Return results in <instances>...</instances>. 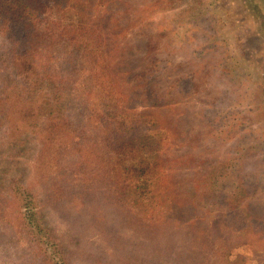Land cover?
Instances as JSON below:
<instances>
[{"label": "rangeland", "instance_id": "obj_1", "mask_svg": "<svg viewBox=\"0 0 264 264\" xmlns=\"http://www.w3.org/2000/svg\"><path fill=\"white\" fill-rule=\"evenodd\" d=\"M82 5L92 20L109 21V61L124 91L136 93V110L155 109L140 104L148 103L144 74L156 64L152 93L168 99L161 116L173 126L168 156L176 215L149 226L120 200L110 173L52 171L36 134L16 139L20 130L0 126V264H264V0ZM8 46L0 36V75ZM68 107L88 125L91 110L79 98ZM100 148L106 155L105 145ZM219 164L221 171L256 177L252 195L241 191L236 198L240 221L212 196L204 200L202 189ZM23 186L38 193L44 222L59 240L62 252L52 261L37 242L43 232L24 222L27 203L15 195Z\"/></svg>", "mask_w": 264, "mask_h": 264}, {"label": "trees", "instance_id": "obj_2", "mask_svg": "<svg viewBox=\"0 0 264 264\" xmlns=\"http://www.w3.org/2000/svg\"><path fill=\"white\" fill-rule=\"evenodd\" d=\"M82 4L83 0H0V36L9 45L8 65L0 75V126L20 130L16 139L36 134L52 171L62 168L74 176L110 173L120 200L152 226L176 215L178 201L168 156L174 146L173 126L161 116L168 99L152 93L157 81L154 62L146 70L148 76L144 74L148 103L140 105L155 109L132 108L136 93L124 91L117 68L109 61L104 35L109 21L92 20ZM78 98L91 110L84 116L88 125L81 124L85 119H74L68 107ZM86 133L92 134L91 140L85 139ZM230 142L237 149L234 136ZM104 145L106 155L100 151ZM234 158L230 156L228 165H233ZM209 177L213 181L202 189L204 200L212 196V203L230 210L240 221L243 213L236 198L241 191L252 195L256 177L241 176L232 168L221 171V164ZM23 188L15 195L27 203L23 204L24 222L43 232L37 242L52 261L62 252L59 240L44 222L38 193ZM36 215L43 223L34 224Z\"/></svg>", "mask_w": 264, "mask_h": 264}]
</instances>
